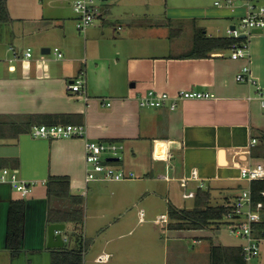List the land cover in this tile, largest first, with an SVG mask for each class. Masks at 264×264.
Here are the masks:
<instances>
[{
  "label": "crops",
  "instance_id": "crops-1",
  "mask_svg": "<svg viewBox=\"0 0 264 264\" xmlns=\"http://www.w3.org/2000/svg\"><path fill=\"white\" fill-rule=\"evenodd\" d=\"M3 1L8 18L0 19V168L16 169L32 189L24 195L0 183V264H55L60 247H47L46 227L64 222L49 218L57 209L82 213L83 264H169L170 251L179 264L188 243L197 244L210 264L212 244L240 245L239 238L216 241V226L171 227L170 209H191L206 200L199 190L209 192L211 204L232 201L248 184L239 176L240 166L264 161L252 157L248 145L264 133L257 84L236 77L248 64L264 88V30L248 36L249 57L233 58L230 47L191 55L202 30L205 36H228L243 5L164 0V8L151 10L157 0H107L102 16L80 31L74 0ZM53 44L62 57L50 51ZM82 68L87 98L67 87ZM151 88L214 95L180 98L174 108L140 105L139 97ZM47 114L84 124L86 137L119 142L122 156L113 165L127 177L87 181L85 137L31 134ZM30 115L37 118L32 125ZM52 177H58L64 195L48 194ZM188 191L194 194L185 196ZM15 202L22 204L17 221ZM162 214L167 220H158ZM11 221L18 233L8 238ZM65 224L63 247L79 249L72 234L78 224ZM104 254L109 256L101 260Z\"/></svg>",
  "mask_w": 264,
  "mask_h": 264
},
{
  "label": "built area",
  "instance_id": "built-area-1",
  "mask_svg": "<svg viewBox=\"0 0 264 264\" xmlns=\"http://www.w3.org/2000/svg\"><path fill=\"white\" fill-rule=\"evenodd\" d=\"M104 0H74L73 11L76 16V27L80 31H85L89 26L93 25L103 14ZM229 5L242 4L245 12L240 15L237 23H234L228 29V36L234 37L232 42L231 56L233 58L249 57L250 47L248 36L255 28L264 29V3L257 0H226ZM244 34V36H242ZM12 48V47H11ZM58 57L63 56V52L58 46L50 47ZM27 55H31L30 48L26 51ZM15 55H17L15 53ZM86 70L80 69L77 75L68 82V90L82 94L87 98L86 94ZM240 81L257 84L261 103L264 107V88L257 83L250 71V66L244 64L236 74ZM214 93L210 91L198 89H179L175 93L167 91H159L157 89H149L139 97V103L148 107H164L174 108L177 100L180 98H203L211 97ZM171 99L170 102H168ZM109 104V103H108ZM31 134L37 137H85V160H86V180L93 179H114L119 180L127 177L124 169L116 167L111 163L108 157H118L122 145L116 141H100L89 138L87 136L84 124L75 123H52V124H34L31 128ZM256 138H252L249 146L255 144ZM192 175H197L196 171ZM239 176L246 180L248 184L243 187L236 197L227 203L228 208L222 218L230 232L235 234L241 240L242 254L245 264H261L259 257L261 254V240L263 237L257 234L256 224L263 219V201H255L251 188V181L254 179H264V161L258 160L254 163L240 166ZM10 182L22 194H28L32 189V182L26 181L19 177L18 172L14 168H0V182ZM193 191L184 193L185 196L193 195ZM264 194V190L262 191ZM167 220V216L163 215L158 220ZM83 239V247L84 245ZM109 255L104 254L100 258L104 260Z\"/></svg>",
  "mask_w": 264,
  "mask_h": 264
},
{
  "label": "trees",
  "instance_id": "trees-1",
  "mask_svg": "<svg viewBox=\"0 0 264 264\" xmlns=\"http://www.w3.org/2000/svg\"><path fill=\"white\" fill-rule=\"evenodd\" d=\"M8 13L5 6L4 1L1 3V14L0 19H7ZM203 32V30L201 31ZM198 34L196 37L195 46L193 47V52L191 55H206L212 48H228L231 46L232 42H234V37L230 36H205ZM200 47H205L207 49H203L200 51ZM63 115H46V123H58L64 122L65 120L62 117ZM34 119L36 120V116L30 115L28 122L32 125L34 124ZM66 123V121H65ZM250 153L252 157L256 158H264V133H262L259 141L251 145ZM58 177H52L48 182L47 192L49 195H64V191L61 185L57 184ZM251 188L253 191V198L255 201L262 200L264 204V194L262 191L264 190V179H254L251 181ZM204 194L206 196V200L197 201L196 205L191 209H170V217L173 221L170 222L171 227L176 228H206L211 226L219 227L222 224V218L227 211V207L225 204H211L209 201V192L199 190L197 194ZM18 206L15 208L14 206ZM13 212L16 214L15 220L17 221L20 217L22 211L21 203H13ZM72 209L70 211H63L61 209L50 211V219L51 220H61V221H74L78 224L76 226L72 234H75L80 241V247L77 250H69L65 247H60L55 251L54 260L55 264H83V253L82 244H81V235L79 231L81 229L80 225L83 223L82 213L74 215L76 212ZM63 213L64 215L59 218L55 216V213ZM15 217V216H14ZM12 222V221H11ZM15 223V222H14ZM12 222L9 224L8 229V238L14 237L18 231ZM257 234L264 238V207H263V219L257 223L256 225ZM79 235V236H78ZM210 264H245L244 257L242 254L241 245H222V244H212L210 247Z\"/></svg>",
  "mask_w": 264,
  "mask_h": 264
},
{
  "label": "rangeland",
  "instance_id": "rangeland-1",
  "mask_svg": "<svg viewBox=\"0 0 264 264\" xmlns=\"http://www.w3.org/2000/svg\"><path fill=\"white\" fill-rule=\"evenodd\" d=\"M107 2V0H104ZM169 4H191L193 2L192 0H168ZM210 5H216L219 3V5H222L226 2V0H209L207 1ZM215 3V4H214ZM264 3V0H263ZM104 7V4L102 5ZM164 0L160 3L159 0H157V3L152 1L151 3V10H157V9H162L164 8ZM186 37V35H185ZM56 46L55 44L51 45L53 48ZM53 52V51H52ZM52 52L49 54L54 55ZM120 156H122V152L120 153ZM119 160L115 161L113 160L111 163L114 164L118 162ZM190 199H187V205L189 204ZM220 233L215 234L212 233L213 237L215 240L223 243H235L239 241L238 237L231 233L228 226L225 223L220 224L219 226ZM163 235V233H161ZM169 236V234H167ZM172 247V245H170ZM173 253L170 251V256H169V264H174V257H172ZM182 258L180 260H177L179 264H206L208 262V259L198 250L197 244L193 245V243H188V247L181 252ZM260 262L261 264H264V239L261 240V255H260Z\"/></svg>",
  "mask_w": 264,
  "mask_h": 264
},
{
  "label": "water",
  "instance_id": "water-1",
  "mask_svg": "<svg viewBox=\"0 0 264 264\" xmlns=\"http://www.w3.org/2000/svg\"><path fill=\"white\" fill-rule=\"evenodd\" d=\"M2 27V24L0 25ZM264 29L262 28H255L253 31H262ZM244 36V34L242 35ZM45 50H49V47L43 48V52ZM109 160H117L118 157H108ZM0 183H8L12 185L10 182L4 181ZM65 222H60V221H52L48 223L46 227V245L47 247H63L64 243L66 241V237L63 235L62 231L65 229Z\"/></svg>",
  "mask_w": 264,
  "mask_h": 264
}]
</instances>
